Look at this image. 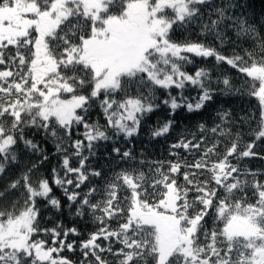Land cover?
Instances as JSON below:
<instances>
[{
	"label": "snow or ice",
	"instance_id": "snow-or-ice-1",
	"mask_svg": "<svg viewBox=\"0 0 264 264\" xmlns=\"http://www.w3.org/2000/svg\"><path fill=\"white\" fill-rule=\"evenodd\" d=\"M210 3L211 0H119V14H111L109 10L117 0H0V66L4 68L0 70V118H3L0 119V156L16 160L15 153L9 150L17 143L16 133H19L24 147L46 160L47 155L39 145L24 137L23 128L32 126L55 136L57 132L50 118L69 136L74 123L82 124L89 150L94 141L110 139L105 131L88 124L84 116L77 113L79 109L86 114L90 102L101 91L105 93L100 103L108 126L118 129L117 135L124 133L126 139L134 135L140 117L159 105L141 98L120 102L111 98L109 93L121 89L122 77L132 79L146 74L147 79L160 88L181 90L177 96L169 93L163 101L171 109L170 115L181 107H186L190 113L199 111L212 100L213 89L204 69L194 74L182 70L184 64L192 63L185 53L214 58L218 65L226 63L253 82L259 81V89L252 95L259 98L261 105V127L256 140L264 139V51L259 59L252 52L226 57L203 43L179 44L171 40L174 26L199 22L202 34L215 35L223 42L217 29L221 23L228 27L230 20L232 26L237 27L238 35L258 37L256 29L246 19L234 20L226 15L224 8H215L218 19L205 22L196 6ZM166 9H171L174 16L166 15ZM89 26L90 34H86ZM261 47L264 49V44ZM216 83H222L225 91L232 89L227 77L217 79ZM186 84L200 90L195 103L188 102L183 95ZM89 86V95L78 94ZM62 93L72 94L71 98L62 99ZM114 105H118V110L110 112ZM22 113L30 119L25 120ZM218 115L222 123L227 122L229 113ZM114 116L119 119L113 121ZM9 118L10 126L5 127L4 120ZM122 121H131V126ZM172 123L171 120L165 123L153 136L168 133ZM200 128L203 131L204 125ZM217 129H221V124L211 132L216 133ZM220 134L223 135V130ZM201 142L181 140L170 146V155L179 156L174 149L183 148L186 152L200 149ZM254 146L255 141L250 142L238 152V143L233 141L225 148L222 159L210 167L206 158L217 152L216 144L193 162H167V171L162 170L164 161L154 162V173L148 177L143 172L122 171L106 184L103 199L96 203L91 197L97 189L90 188L78 203L76 215L82 216L83 209L87 208L101 227L81 242V264H108L102 253L115 257V264H264V182H251L257 198L254 204L245 203L249 181L242 177L249 173L228 159L257 156L258 153L252 151ZM72 147L75 150L72 154L81 156L82 141L76 140ZM56 151L65 150L57 144ZM113 151L119 153L117 148ZM130 157V151H125L121 159ZM87 159L82 156L80 166L72 167L68 156H64V177L54 176V183L63 188L70 202L76 203L80 193L69 191L67 186L79 189L89 175L101 176L95 170L84 171ZM36 167L33 164L32 169ZM182 168L189 170L182 172L183 183H178L177 175ZM206 168L211 176L204 179L200 178L201 171H191ZM4 171V165L0 164V174ZM57 172L53 169L54 174ZM251 175L255 177L256 173ZM23 181L28 194L24 210L19 215L9 213L6 219L0 212V264H73L59 253L65 249L76 250L75 242H66L70 234H77L75 228L64 229L63 239L59 238V225L45 229V234L51 233V246L46 247V240L33 239L41 231L34 223L37 209L33 198H45L53 208L60 207V202L49 195L52 189L48 180H40L35 188L25 173ZM19 185L20 180H17L10 188L16 189ZM120 192L125 193L123 200ZM236 193L244 195L233 202L231 198ZM212 209H215L214 219L222 221L223 227L209 232L204 230V222ZM111 220L121 221L118 230L109 227ZM201 235L203 241H200ZM112 238L123 247L114 250ZM101 239L110 241L108 246L97 242Z\"/></svg>",
	"mask_w": 264,
	"mask_h": 264
},
{
	"label": "trees",
	"instance_id": "trees-1",
	"mask_svg": "<svg viewBox=\"0 0 264 264\" xmlns=\"http://www.w3.org/2000/svg\"><path fill=\"white\" fill-rule=\"evenodd\" d=\"M196 7L200 8L205 22L209 19H218L215 8H224L226 15L233 17L234 20L246 19L256 29L258 37L252 39L245 35H238L237 27L232 26L233 21L230 20L227 22L228 27H225L224 23H221L217 29L223 37V42L216 39L215 35L202 34V25L199 22L188 24L184 27L174 26L170 32L173 42L179 44H183L186 41L203 43L215 48L226 57H230L233 54L244 56L246 52H252L256 54L257 59L260 58V54L264 51L261 47V44H264V0H211L210 4L197 5ZM109 11L111 14H119V0ZM165 14L174 16V13L170 9H166ZM86 34H90V26ZM14 51L15 49H13ZM184 55H187L192 63L184 64L182 70L189 74H194L197 70L204 69L210 77L213 98L199 111L190 113L186 107H181L176 110L174 115H170L171 109L163 101L168 98L169 93L172 96H177L181 90L174 87L170 89L160 88L152 84L147 79L146 74H140L132 79L122 77L121 89L109 93L110 97L116 99L118 102L127 98H141L145 102L151 101L154 105H159L152 112L145 113L140 117L136 133L127 139L124 133L117 135L118 129L108 126V119L100 103L105 98L103 91L90 102L86 114L79 109L77 110V113L83 115L88 124L95 125L100 130L105 131L106 135L110 137L108 140L101 139L94 141L91 150L87 147L89 142L83 135L86 129L82 124L77 125L74 123L70 136L64 129L59 128L54 118L50 119L57 132L55 136L51 135L50 132H45L43 129L25 126L23 128L24 137L39 145L44 154L47 155L46 160L43 159V156L27 150L24 147L23 141L19 139V133H16L17 143L9 150L10 153H15L16 160L13 162L10 156L7 159L4 156H0V164H3L5 168L4 173L0 174V193H3L0 196V212L4 213V217L2 218L6 219L9 213L19 215L26 207L28 194L23 181L25 173H28L30 183L35 188H38L40 180H48L49 186L52 189L49 195L60 202V207L59 209L53 208L45 198H33L35 208L37 209L34 223L35 226L41 229L39 233L33 236V239L46 240V247L51 246V233L45 234V229H53L59 225L58 230L61 232L59 238L63 239L62 233L64 229L75 228L77 234H70L66 242H75L76 250L68 251L65 249L59 253V256L68 258L73 264H81V242L89 239L90 234L95 233L101 227L99 221L95 219L87 208L83 209L84 214L82 216L76 215L78 203L90 188L95 187L97 189V192L91 197L92 202L96 203L103 199L106 184L117 173L128 171L138 174L139 172H143L148 177L154 173L156 167L154 162L164 161L165 165L162 170L167 171V162H176L177 160L182 163L185 160L193 162L195 159H199L208 147L216 144L217 152L210 154L206 158L208 167H210L212 163L222 159L225 148L229 147L233 141L238 143V152L242 151L248 143L255 141L252 151L258 153L257 156L243 159L228 158L231 164L249 173L245 177H242L249 181V185L245 189L247 196L244 197V202L254 204L257 197L253 195L254 190L251 188V182L253 180L264 182V159L261 158L264 157V139L256 140V135L261 127V105L257 96L252 95L254 90L258 91L259 81L253 82L251 78L246 77L245 74L240 73L237 69L232 68L226 63L218 65L214 58L204 59L188 53ZM0 70H4L3 66H0ZM224 77H227L231 82L232 89L230 91H225L222 83H216L217 79L222 80ZM90 91L91 86L85 90H80L78 94L89 95ZM71 95L69 93H62L61 98L70 99ZM183 95L188 98V102L195 103L196 98L200 95V90L190 84H186ZM116 110H118V105H114L113 109L109 111ZM119 111L123 113V110ZM224 112L229 113L226 123H222L220 115H218ZM22 116L25 120L30 119L27 114L22 113ZM116 119H119V116L113 117V121ZM170 120L173 123L170 125L168 133L158 137L153 136L154 131L161 128ZM10 123V118L4 120L5 127L10 126ZM122 123L131 126V122L122 121ZM201 124L204 125L203 131L200 128ZM217 124H221V129H217L216 133H212L211 129L216 127ZM221 130H223V135L220 134ZM76 140L82 141L83 145L82 154L79 157L72 154L75 151L72 144ZM181 140H184V142L192 140V143L201 142L202 140L201 148H193L190 152H186L183 148L174 149L173 151L177 152L179 156L170 155V146ZM57 144L65 151L57 152ZM114 148L119 149V153L114 152ZM125 151H130L131 157L121 159ZM64 156H68L72 167H79V161L82 156H87L88 159L85 161L84 171L90 173L92 170H95L101 173L99 177L89 175V179L79 189H74V186H67L69 191L75 190L80 193L76 203L68 201L63 188L54 183L55 175L64 177V170L62 168ZM33 164L37 165L35 169H32ZM29 169H32V171L29 172ZM53 169H57L58 172L54 174ZM188 170L182 168L181 174L177 175L178 183H183L182 172ZM191 171H201V179L211 176L207 168L203 170L191 169ZM251 173H256V176H252ZM72 178L74 179L75 176L73 175ZM17 180H20L19 187L16 189L10 188V184ZM224 194L221 189L220 195L223 196ZM124 195V192H120L122 200ZM243 195V193H236L231 199L235 202L237 198ZM189 198L191 199V195ZM125 211H127L126 205ZM97 214L102 215V213ZM214 217L215 209H212L210 210V214L205 217L204 230L210 232L213 229H222L223 222L214 219ZM120 222L119 220H111L108 221V224L110 228L118 230ZM203 239L204 237L201 235L200 241H203ZM97 242L105 247L110 243V241L103 239ZM111 245L114 250L123 247L122 244L116 243L115 238H112ZM53 255L55 256V254ZM101 255L107 260L108 264H115L116 258L110 253H102Z\"/></svg>",
	"mask_w": 264,
	"mask_h": 264
},
{
	"label": "rangeland",
	"instance_id": "rangeland-1",
	"mask_svg": "<svg viewBox=\"0 0 264 264\" xmlns=\"http://www.w3.org/2000/svg\"><path fill=\"white\" fill-rule=\"evenodd\" d=\"M170 10H171V9H170ZM171 11H172V10H171ZM257 98H258V97H257ZM258 100H259V98H258ZM125 122H127V123H128V122H131V121H125Z\"/></svg>",
	"mask_w": 264,
	"mask_h": 264
}]
</instances>
